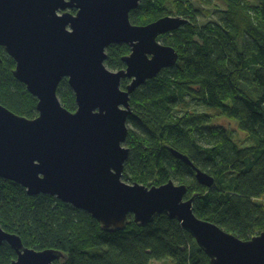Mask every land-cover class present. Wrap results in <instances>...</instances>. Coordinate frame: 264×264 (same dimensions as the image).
<instances>
[{
  "label": "trees",
  "instance_id": "obj_1",
  "mask_svg": "<svg viewBox=\"0 0 264 264\" xmlns=\"http://www.w3.org/2000/svg\"><path fill=\"white\" fill-rule=\"evenodd\" d=\"M201 1L211 6L214 0ZM220 1L226 9L219 21L205 26L195 24L200 11L192 0H142L131 12L138 26L173 17L171 8L189 23L159 38L177 51V65L131 96L134 116L128 123L140 132L128 127L130 156L123 177L147 187L170 180L187 186L198 218L248 241L264 233V0ZM130 54L128 45H113L105 65L114 72L125 70L123 59ZM0 55V105L36 118L38 100L15 79L16 63L2 47ZM129 83L124 79L122 88ZM58 97L76 111L67 80ZM186 97L201 103L206 113L188 110ZM215 116L236 122L250 144L239 143L230 128L211 126ZM171 149L214 177L213 187L200 185L193 168L175 159ZM0 225L26 247L62 252L66 257L57 264H210L190 233L166 214L145 227L130 217L125 230L111 233L87 212L49 195L29 196L5 179H0ZM16 259V251L4 243L0 264Z\"/></svg>",
  "mask_w": 264,
  "mask_h": 264
},
{
  "label": "water",
  "instance_id": "obj_2",
  "mask_svg": "<svg viewBox=\"0 0 264 264\" xmlns=\"http://www.w3.org/2000/svg\"><path fill=\"white\" fill-rule=\"evenodd\" d=\"M141 2L0 0V47L16 63L15 79L38 100L34 119L0 105V179L29 196L49 195L87 212L107 232L125 230L130 217L145 227L166 214L190 233L210 264H264V233L244 241L198 218L187 186L122 180L130 156L125 145L134 116L131 96L177 65V51L158 39L189 23L167 16L134 25L130 15ZM120 44L130 46L131 54L123 59L126 69L114 72L105 65L107 49ZM124 79L130 81L126 89ZM63 80L75 94V112L58 97ZM171 153L193 168L200 185L213 187L214 177L186 155ZM4 243L17 253L11 264H57L66 257L26 247L0 225V247Z\"/></svg>",
  "mask_w": 264,
  "mask_h": 264
},
{
  "label": "rangeland",
  "instance_id": "obj_3",
  "mask_svg": "<svg viewBox=\"0 0 264 264\" xmlns=\"http://www.w3.org/2000/svg\"><path fill=\"white\" fill-rule=\"evenodd\" d=\"M192 3L194 4L195 8H197L200 11V16L198 17L195 23L199 26H205L209 23H217L220 19L222 11L226 9L224 3L220 0H214L211 6H207L203 4L201 0L200 1L192 0ZM169 12H171V15H173V17L177 16L176 9L171 8ZM186 102H187L186 107L188 110L196 111L200 113H206L207 111L206 107H204L201 103L197 101H193L190 97H186ZM180 108L181 107H179V109ZM211 126H222L225 128H230L235 131V137L237 138L239 143H241L243 146H247L250 144L249 141L247 140V136L239 130L237 123L232 120H229V119H226L220 116H215ZM128 127L130 129H134L135 132H140V129L135 127L134 125H131L128 123ZM122 180L130 184L128 180H125V177H123ZM193 196H197V194H193ZM190 198H193V197H190ZM258 202L261 203L263 202V200H259ZM153 264H175V263L172 260H166L163 262H155Z\"/></svg>",
  "mask_w": 264,
  "mask_h": 264
},
{
  "label": "flooded vegetation",
  "instance_id": "obj_4",
  "mask_svg": "<svg viewBox=\"0 0 264 264\" xmlns=\"http://www.w3.org/2000/svg\"><path fill=\"white\" fill-rule=\"evenodd\" d=\"M177 18H181V17L178 16ZM166 35H167V34H166ZM160 37H161V36H160ZM160 37H159V38H160ZM158 41H159V39H158ZM159 42H160V41H159ZM160 43H162V42H160ZM162 44H163V43H162ZM110 47H111V46H110ZM110 47H109V48H110ZM129 47H130V46H129ZM109 48H108V49H109ZM108 49H107V50H108Z\"/></svg>",
  "mask_w": 264,
  "mask_h": 264
}]
</instances>
